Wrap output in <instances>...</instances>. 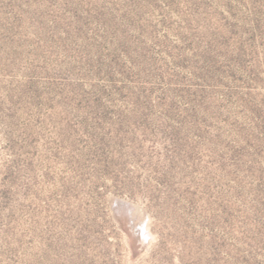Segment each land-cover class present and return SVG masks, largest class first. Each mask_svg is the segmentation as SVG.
Here are the masks:
<instances>
[{
  "label": "rangeland",
  "instance_id": "1",
  "mask_svg": "<svg viewBox=\"0 0 264 264\" xmlns=\"http://www.w3.org/2000/svg\"><path fill=\"white\" fill-rule=\"evenodd\" d=\"M0 264H264V0H0Z\"/></svg>",
  "mask_w": 264,
  "mask_h": 264
}]
</instances>
